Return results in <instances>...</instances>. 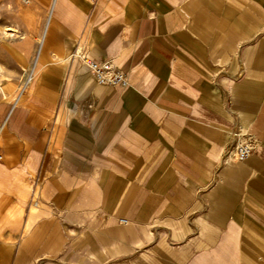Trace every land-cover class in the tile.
<instances>
[{"label": "crops", "instance_id": "obj_1", "mask_svg": "<svg viewBox=\"0 0 264 264\" xmlns=\"http://www.w3.org/2000/svg\"><path fill=\"white\" fill-rule=\"evenodd\" d=\"M25 2L40 35L0 98V264H264V0Z\"/></svg>", "mask_w": 264, "mask_h": 264}, {"label": "rangeland", "instance_id": "obj_2", "mask_svg": "<svg viewBox=\"0 0 264 264\" xmlns=\"http://www.w3.org/2000/svg\"><path fill=\"white\" fill-rule=\"evenodd\" d=\"M29 6L25 0H0V98L18 97L25 87V70L36 55L34 49L40 32H30L29 38L21 30L27 19L35 17L25 14L23 8ZM35 71L34 68L32 75Z\"/></svg>", "mask_w": 264, "mask_h": 264}, {"label": "built area", "instance_id": "obj_3", "mask_svg": "<svg viewBox=\"0 0 264 264\" xmlns=\"http://www.w3.org/2000/svg\"><path fill=\"white\" fill-rule=\"evenodd\" d=\"M80 59L93 72L97 83L122 87L128 84L126 73L113 64L111 60L97 61L87 55H81ZM31 79L32 74H30V81ZM252 150V144L241 141L236 143L234 156L238 160H244L251 154ZM1 156L2 154L0 152V158Z\"/></svg>", "mask_w": 264, "mask_h": 264}, {"label": "bare ground", "instance_id": "obj_4", "mask_svg": "<svg viewBox=\"0 0 264 264\" xmlns=\"http://www.w3.org/2000/svg\"><path fill=\"white\" fill-rule=\"evenodd\" d=\"M26 70H25V73H24V74H26V77L24 76L25 77V80H24L25 82H27L29 80V78H30V68L26 69Z\"/></svg>", "mask_w": 264, "mask_h": 264}]
</instances>
